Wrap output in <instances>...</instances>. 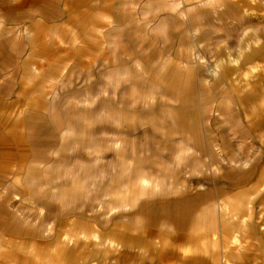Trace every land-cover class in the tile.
I'll list each match as a JSON object with an SVG mask.
<instances>
[{
  "label": "rangeland",
  "instance_id": "1",
  "mask_svg": "<svg viewBox=\"0 0 264 264\" xmlns=\"http://www.w3.org/2000/svg\"><path fill=\"white\" fill-rule=\"evenodd\" d=\"M80 2L0 50V264H264V0Z\"/></svg>",
  "mask_w": 264,
  "mask_h": 264
},
{
  "label": "crops",
  "instance_id": "2",
  "mask_svg": "<svg viewBox=\"0 0 264 264\" xmlns=\"http://www.w3.org/2000/svg\"><path fill=\"white\" fill-rule=\"evenodd\" d=\"M77 1H81L78 4L80 7L79 15H83L88 9L93 8L91 10L92 12L94 9L99 7V5L95 3L100 0ZM181 1V10L184 11L185 8L189 7V4L195 0ZM65 2H67V0H0V50L6 47L4 43L7 44V47L9 44L12 45L18 38L20 31L31 32V30L33 31L35 27L41 29L46 25H53L57 24L58 21L60 22V12L65 9ZM53 15L55 18L54 22L50 20V17ZM90 15L93 14L90 13ZM17 47L18 45L15 44L14 48ZM0 55H2L1 51ZM1 65L2 62H0V101L3 98V91L7 89V85L4 86L3 82L6 80L11 81L10 74H3L1 71Z\"/></svg>",
  "mask_w": 264,
  "mask_h": 264
},
{
  "label": "bare ground",
  "instance_id": "3",
  "mask_svg": "<svg viewBox=\"0 0 264 264\" xmlns=\"http://www.w3.org/2000/svg\"><path fill=\"white\" fill-rule=\"evenodd\" d=\"M254 71H257V66H253L252 68H250L249 73H252ZM192 227H195V226L192 225ZM92 236L94 237V239H97V237L95 235L92 234ZM113 242H114V240L104 241L105 245H107L108 247H111L110 249H116V248H118V247H116L117 245H113ZM231 243H233L234 245H236L237 248H239L238 251H240V250L243 249V246H242L241 243L238 242V238H237L236 235L233 236ZM231 243H229V244H231ZM141 250H142V252L145 251V247L143 246L141 248Z\"/></svg>",
  "mask_w": 264,
  "mask_h": 264
}]
</instances>
